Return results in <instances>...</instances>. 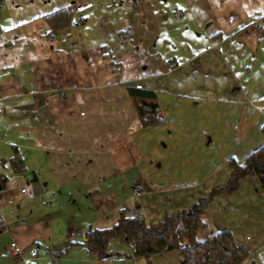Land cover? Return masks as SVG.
<instances>
[{"label": "crops", "instance_id": "1", "mask_svg": "<svg viewBox=\"0 0 264 264\" xmlns=\"http://www.w3.org/2000/svg\"><path fill=\"white\" fill-rule=\"evenodd\" d=\"M79 3L63 7L72 12ZM103 5L111 17L98 44L65 37L85 17L47 37L43 19L28 28L0 27V264H50V248L59 251L55 264H145L116 255L128 248L115 239L103 258L81 244L62 245L81 240L87 228L112 225L122 207L148 223L186 210L227 180L228 159L241 164L264 143V0ZM126 84L154 92L162 124L139 126ZM157 128L168 129L164 152L209 151L206 161L215 171L201 172L199 187L177 182L176 171L155 162L154 155L161 157ZM13 146L25 166L20 173L10 164ZM134 183L142 186L138 194L131 192ZM226 208L230 222L220 218L208 227L204 221L197 237L226 228L248 250L239 264H264L258 183L241 179L236 190L212 197L204 215H223ZM70 230L76 235L69 237ZM10 244L19 256L5 254ZM149 261L181 264L173 251Z\"/></svg>", "mask_w": 264, "mask_h": 264}, {"label": "trees", "instance_id": "2", "mask_svg": "<svg viewBox=\"0 0 264 264\" xmlns=\"http://www.w3.org/2000/svg\"><path fill=\"white\" fill-rule=\"evenodd\" d=\"M264 17V13H263ZM42 19L47 25L45 34H53L57 30L74 26L76 21L71 9L61 7L44 14ZM264 29V23L262 25ZM112 69L118 64L110 59ZM131 99L137 122L141 128L152 127L164 122L163 114L158 106L152 90L133 84L125 85ZM264 135V122L260 127ZM10 164L15 173L25 170L18 149L12 147ZM229 175L220 185L211 187L199 196L186 210L177 213H166L157 222L148 223L142 218L130 214L127 207L118 210L117 220L106 228H87L80 232L81 240L72 238L65 241L63 248L71 244H81L90 253L99 258L106 256V244L115 239L128 248L127 252H116L118 256L129 259L142 258L145 264H151L152 254L173 251L181 264H239L247 258V248L235 241L232 233L224 228L197 237L198 230L204 227V213L212 197L229 194L236 190L241 179L253 176L264 194V143L249 152L243 163L238 164L228 159ZM5 229L0 218V232Z\"/></svg>", "mask_w": 264, "mask_h": 264}, {"label": "rangeland", "instance_id": "3", "mask_svg": "<svg viewBox=\"0 0 264 264\" xmlns=\"http://www.w3.org/2000/svg\"><path fill=\"white\" fill-rule=\"evenodd\" d=\"M77 1L78 0H0V27L5 28V30H10L11 27L28 25L26 26L28 28L30 27V23H32V21H34L35 26L39 25L40 20L38 19H42L44 14L50 13L56 9L66 6L67 4H70L71 2L75 3ZM79 2V7L74 9L71 12V15L76 22L77 20L85 17L82 19V21L80 20L83 22V26H80L79 30L69 28L71 30L66 33L65 37L70 36L72 41H77L78 43L82 39L88 45L98 44V38H100L99 36L104 34L102 26L110 21L109 16L111 17V10H106V7L103 5L104 0H79ZM44 36L47 37L48 34H45ZM172 113L174 112L171 109V114ZM180 117L182 116L180 115ZM172 121L175 122L173 118ZM192 127L189 126V133H191ZM154 130L156 133L158 132V136H161V138L158 140V146L162 147L163 143L167 141L166 137L168 136L165 134V132L168 131V129L164 130L163 132L158 130V128ZM208 144L211 145V143ZM161 147V157L157 158L156 155H154L156 160L155 162H158L159 166L163 168L165 167L169 172L176 171V173L179 174H177V178H179L177 182H188V185L196 187L203 181H200L201 172L212 174L211 172L215 171L213 165L209 166L206 161V155L208 151L207 149L201 150V148H191L189 149L188 153L180 156L176 155L174 152L170 153V151L167 149L166 152H164L165 149H162ZM0 170L2 169L0 168ZM246 178L257 182L253 176H248ZM261 197L264 198L262 190ZM224 213L225 214L223 215H219L216 214L215 210H212L207 215H204L203 219L207 223L208 227L212 222H217L220 220V218L230 222L229 218L231 216L229 208H226ZM200 231L201 229L196 233L197 236H199ZM110 243L113 245L117 244L114 240H111Z\"/></svg>", "mask_w": 264, "mask_h": 264}, {"label": "built area", "instance_id": "4", "mask_svg": "<svg viewBox=\"0 0 264 264\" xmlns=\"http://www.w3.org/2000/svg\"><path fill=\"white\" fill-rule=\"evenodd\" d=\"M264 23V18H262V21ZM259 23H256V25H258ZM4 177H1V180H3ZM25 190L24 189H21V192H24ZM142 191V186L139 184V183H134L132 186H131V192L133 194H138ZM76 235V232L75 231H72L70 230L68 232V236L71 237V236H75ZM21 253V250L14 244H10L6 247L5 249V254L6 255H9L11 257H17L19 256ZM47 256H48V260H49V263L50 264H55L57 262V259H58V256H59V251L57 249H54V248H50L47 250ZM36 256V251L35 250H32L30 252V258H33ZM22 260H26V258H22Z\"/></svg>", "mask_w": 264, "mask_h": 264}]
</instances>
